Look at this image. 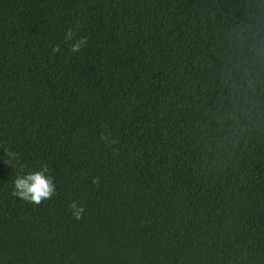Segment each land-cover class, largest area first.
I'll return each mask as SVG.
<instances>
[{"label":"trees","instance_id":"obj_1","mask_svg":"<svg viewBox=\"0 0 264 264\" xmlns=\"http://www.w3.org/2000/svg\"><path fill=\"white\" fill-rule=\"evenodd\" d=\"M0 264H264V0H0Z\"/></svg>","mask_w":264,"mask_h":264},{"label":"clouds","instance_id":"obj_2","mask_svg":"<svg viewBox=\"0 0 264 264\" xmlns=\"http://www.w3.org/2000/svg\"><path fill=\"white\" fill-rule=\"evenodd\" d=\"M74 35L73 30L69 28L66 32V39ZM83 39H77L71 45L72 51H78L82 44ZM23 166H21L22 169ZM55 190L53 184V178L47 174V167H41L39 169L31 171H19L13 180V194L21 199L39 203L42 199L49 198ZM73 215L79 219L83 212L82 206H78L74 202L71 204Z\"/></svg>","mask_w":264,"mask_h":264}]
</instances>
